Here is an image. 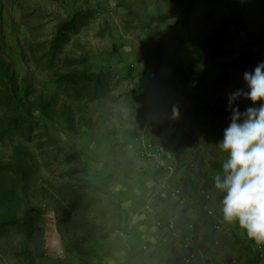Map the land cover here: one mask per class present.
Returning <instances> with one entry per match:
<instances>
[{"label":"rangeland","instance_id":"rangeland-1","mask_svg":"<svg viewBox=\"0 0 264 264\" xmlns=\"http://www.w3.org/2000/svg\"><path fill=\"white\" fill-rule=\"evenodd\" d=\"M172 1L178 4L170 7L159 0H80L79 8L88 5L96 12L95 19L81 30L82 42L104 54L115 46V35H121L116 50L134 54L137 47L140 48L134 41L137 35L141 38L145 28L137 17L145 13L159 14L166 21L178 22L177 36H182L183 30L213 31L212 41L222 48L214 62L215 74L225 73V77H221L226 81L224 83L223 79L219 85V95L246 87L244 72L233 62L238 57L244 58L248 69L252 70L254 65L264 61V0ZM229 1L232 6L241 5L236 15L225 5ZM70 3L71 0H0V54L13 61L19 77L27 72L29 65L21 59L19 39L30 35L29 26L38 27L34 31L36 35L52 33L58 21L68 18L64 7ZM56 16L57 22L53 20ZM231 17L238 18L239 24L232 23ZM224 20H229V24L221 30V35H215ZM170 56L164 54L163 58ZM127 58L135 61L133 56ZM129 66L127 75L116 77L112 93L102 104L69 102L70 112L76 116L72 128L60 122L49 123L45 130L40 123L35 126L30 140L16 139L30 154L28 163L39 170V189L32 202L41 209V214L32 226L30 237L12 229L7 237L0 238V264H69L70 255H94L102 248L99 244L109 240L111 226L119 221L110 197L112 178L126 174L127 168L114 166L107 158L120 149L125 159L134 156L140 164L148 160L136 153L135 128L153 104L146 100L150 96L146 94L161 90L153 82L155 79H150L155 78L156 73L138 70L134 62ZM226 67L228 70L221 71ZM249 105L251 103L246 107ZM10 154L11 144L6 141L1 146V156L7 160ZM103 176L104 182L100 180ZM63 186L69 190L83 187L85 198L93 195L91 209L75 211L68 202L61 201L56 194L57 188Z\"/></svg>","mask_w":264,"mask_h":264},{"label":"crops","instance_id":"crops-1","mask_svg":"<svg viewBox=\"0 0 264 264\" xmlns=\"http://www.w3.org/2000/svg\"><path fill=\"white\" fill-rule=\"evenodd\" d=\"M159 1L170 7L178 4ZM137 21L145 26L141 38L133 39L140 48L134 54L118 52L121 35H115L112 50L102 54L93 48V68H110L119 78L129 73L134 62L138 70L156 73L150 79L161 90L146 94L153 104L142 122L136 123L133 143L140 153L138 138L146 130L160 151L141 164L134 156L123 158L120 149L107 158L114 166L127 168L126 174L113 176L110 187L119 221L111 226L109 240L99 244L101 250L90 256L70 255L69 264H264V241L250 238L238 223L224 219L223 194L213 182L227 158L219 141L231 115L228 94L217 93L225 81V73L216 76L214 65L222 48L206 49L216 46L213 31L192 32L182 26V36H177L178 22L166 21L159 14L145 13ZM164 54L172 58H163ZM128 56L135 61H128ZM233 63L242 73L249 70L244 58ZM249 103L241 98V111ZM177 189L180 195L173 196ZM149 202L150 209H144ZM159 220L174 221L175 227H159Z\"/></svg>","mask_w":264,"mask_h":264},{"label":"trees","instance_id":"trees-1","mask_svg":"<svg viewBox=\"0 0 264 264\" xmlns=\"http://www.w3.org/2000/svg\"><path fill=\"white\" fill-rule=\"evenodd\" d=\"M77 2L80 0L65 5L68 18L58 21L50 34L36 35L38 27L27 23L30 35L19 39L21 59L29 64L24 75L19 77L13 61L0 54V238L7 237L12 229L30 237L41 214L32 202L39 189V170L28 163L30 154L16 139L30 140L40 123L45 130L49 123L60 122L72 128L76 116L71 114L69 102L102 104L114 89V72L110 68L95 71L93 50L82 42L81 30L95 19L96 12L88 5L79 8ZM225 5L233 15L241 6H232L230 1ZM53 20L57 22V16ZM231 21L239 24L238 18L231 17ZM228 22L224 20L218 31L221 33L215 35H221ZM218 48L211 45L206 49L211 52ZM56 116L60 119L55 120ZM6 141L11 144V154L4 160L1 146ZM57 190L59 199L75 211L91 209L94 204L95 197L85 198L83 187Z\"/></svg>","mask_w":264,"mask_h":264},{"label":"clouds","instance_id":"clouds-1","mask_svg":"<svg viewBox=\"0 0 264 264\" xmlns=\"http://www.w3.org/2000/svg\"><path fill=\"white\" fill-rule=\"evenodd\" d=\"M243 77L246 87L228 94L230 123L219 141L227 158L213 182L223 194L224 219L264 241V61ZM241 98L252 102L243 111Z\"/></svg>","mask_w":264,"mask_h":264},{"label":"built area","instance_id":"built-area-1","mask_svg":"<svg viewBox=\"0 0 264 264\" xmlns=\"http://www.w3.org/2000/svg\"><path fill=\"white\" fill-rule=\"evenodd\" d=\"M162 118H165L166 115L163 114L161 116ZM151 123V120H149L147 122V124H150ZM138 141H139V144L141 146V155L147 159H154L157 157L159 151H160V148L154 143L152 142L151 140L148 139L147 137V133H146V130L143 131L139 138H138ZM180 189H177V190H174L172 192V195L173 196H179L180 195ZM151 207V203H147L145 206H144V209H150ZM157 225L159 227H168V228H174L175 227V222L174 221H168V222H162V221H157ZM189 245L188 243H186V246ZM190 259L188 258L187 260H185V262H189Z\"/></svg>","mask_w":264,"mask_h":264}]
</instances>
